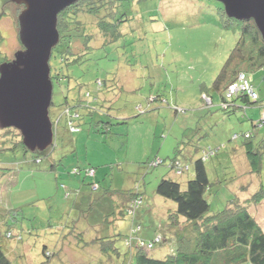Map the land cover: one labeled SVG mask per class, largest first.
I'll list each match as a JSON object with an SVG mask.
<instances>
[{
  "label": "rangeland",
  "instance_id": "374dc122",
  "mask_svg": "<svg viewBox=\"0 0 264 264\" xmlns=\"http://www.w3.org/2000/svg\"><path fill=\"white\" fill-rule=\"evenodd\" d=\"M116 3V16L125 14L117 29L106 36L96 19L84 14L82 26L69 21L71 38L53 50V152L38 164L36 152L0 149V238L13 264H137L120 235L115 236L120 257L101 255L92 243L115 230L127 234L134 223L143 227L138 242L157 235L162 243L166 239L154 249L144 247L149 255H171L182 225H169L175 203L158 195L157 186L169 174L184 187L194 175L187 158L199 157L207 147L222 148L206 163L209 214L245 207L264 231V201H251L264 188V153L253 172L243 136L254 131L255 148L264 151V128L252 124L260 120V109L245 111L237 102L234 112L226 113L219 107L221 93L213 89L239 40L238 31L226 27L232 22L224 6L217 0ZM22 9L0 0V64L23 48ZM248 75L264 105V67ZM208 95L213 106H207ZM68 108L79 114L76 133L65 118L58 120ZM234 134L241 136L232 139ZM176 158L190 166L180 177L169 173ZM157 159L164 164L153 166ZM75 168L82 174L74 175ZM88 168H95L94 179ZM91 183L99 190L93 192ZM63 186L72 191L71 199ZM137 190L144 203L136 218L113 215ZM9 232L21 239L7 238Z\"/></svg>",
  "mask_w": 264,
  "mask_h": 264
},
{
  "label": "trees",
  "instance_id": "16d2710c",
  "mask_svg": "<svg viewBox=\"0 0 264 264\" xmlns=\"http://www.w3.org/2000/svg\"><path fill=\"white\" fill-rule=\"evenodd\" d=\"M116 1L119 0H81L64 10L58 17V30L60 33V43L58 47L69 37L67 34H69L71 30V22H74L72 24H77L78 27L82 26L80 16L84 14H88L95 18L96 25L99 27L98 30L100 29L106 36L110 28L115 27L117 29L119 19L125 17V14H121L120 17L116 16ZM127 1L133 2L134 0ZM99 15L102 18L98 20L97 17H99ZM107 17L113 19L112 21L114 23H106L104 20ZM228 19L232 23L227 22L226 27L237 30L239 33V40L216 78L213 89L221 93V103L219 107L226 113H232L236 106H238L237 102H243L244 106L241 107L244 108V110L256 107L259 103V94L249 79L248 74L255 73L258 69L264 67V41L254 21H237L229 17ZM69 43L70 41L66 42V49H69ZM241 73L245 76L247 75L246 78L258 95L257 99H253L245 94H238L232 97L227 96L228 87L232 83L234 84L238 81V75ZM202 92H205V90ZM208 96L211 99V96ZM213 105L214 102L212 101V104L207 106ZM69 115H73L72 118H70ZM69 115L64 112L62 115L60 113L58 120L60 119L61 121L62 118H65L70 132L76 133L77 128L74 122L79 118V114L78 112L72 111ZM262 119H264V112L261 114L259 121H252L253 127L264 128V126L261 125ZM55 124L56 121H53L54 130L57 125ZM2 130L3 132L0 133L1 150H16L20 146L24 152H30L24 145L22 136L19 132L15 129ZM257 130L259 129H256V131ZM254 135V131L243 135L245 138L244 147L252 171L258 172L264 151L255 148V144L252 140ZM240 136L239 134H234L232 139H238ZM220 149L222 148L207 147L201 150L199 157H186L188 160H191L193 164L194 175L192 179L186 182L184 187L171 178L169 174L167 177H164L157 186L156 192L158 195L175 203V208L169 211V225L174 227H180V225H182L180 230L176 231L173 236V241L178 244V247L172 250L171 255L169 254L163 259L155 258L151 254L149 255V252H147L144 247L154 249L162 245L166 239L164 238L163 240L165 241L162 243V236L157 235L152 239H143L142 241L140 240L141 242H138L137 238L141 237L140 233L143 227L135 223L130 230H128L127 234L123 235L121 231L115 230L109 237L99 236L93 239L92 243L99 247L100 254L109 256L115 254L120 257V250L115 243V236L120 235L124 238V244L133 259L132 263L135 261L137 264H264V231L245 207L239 206L236 210L225 209L214 215L209 214L211 206L208 195L211 191V182L208 177L206 163L210 161L214 155L218 154ZM52 152L53 148L44 152H36V163L39 164L41 162L40 157H47ZM158 161L159 159L155 160L153 166H157L155 163ZM160 161L161 164L159 165L164 164V161ZM189 171V164L183 165L178 158H176L170 165L169 173H173L180 177ZM73 174L81 175L82 170L75 168ZM86 174L89 178L94 179L96 177L95 168L86 169ZM90 185L93 192L99 190V186L96 183H91ZM63 187L65 190L67 189L65 186ZM259 192V194L254 195L251 199L255 204H260L264 201L263 186H261ZM71 195L72 191L66 190L65 196L68 200L71 199ZM143 203L144 197L139 190H137L136 193L128 197L127 202L113 215L117 214L119 219H124L125 217L135 219ZM129 211H132V213H129ZM97 235H99L98 232ZM6 237L9 239L13 237L21 239V236L14 235L12 232H9ZM5 242L4 237L0 238V264H13L4 251ZM135 244L137 246L136 248L134 247ZM46 249L47 248L44 246V252L49 255Z\"/></svg>",
  "mask_w": 264,
  "mask_h": 264
},
{
  "label": "water",
  "instance_id": "95a60500",
  "mask_svg": "<svg viewBox=\"0 0 264 264\" xmlns=\"http://www.w3.org/2000/svg\"><path fill=\"white\" fill-rule=\"evenodd\" d=\"M8 1L23 7L18 16L23 48L0 64V128L19 131L30 151L44 152L54 144L50 60L60 43L58 17L80 0ZM217 1L229 18L254 21L264 41V0Z\"/></svg>",
  "mask_w": 264,
  "mask_h": 264
},
{
  "label": "built area",
  "instance_id": "2783aa9c",
  "mask_svg": "<svg viewBox=\"0 0 264 264\" xmlns=\"http://www.w3.org/2000/svg\"><path fill=\"white\" fill-rule=\"evenodd\" d=\"M238 94H245L247 96L252 97L253 99H257V96H258L255 93L253 86L251 85V83L249 82V80L246 78L244 74H241L240 77L238 78V81L232 84V86L227 91L228 97H232ZM261 123H262L261 125H264V119H262ZM159 164H161L160 160L157 163H155V165H159ZM129 213H132V211H129Z\"/></svg>",
  "mask_w": 264,
  "mask_h": 264
},
{
  "label": "crops",
  "instance_id": "0c3cea01",
  "mask_svg": "<svg viewBox=\"0 0 264 264\" xmlns=\"http://www.w3.org/2000/svg\"><path fill=\"white\" fill-rule=\"evenodd\" d=\"M212 98V97H211ZM213 102H214V100H213V98L211 99ZM256 107H258V109H260V116H261V114L264 112V110H263V107H264V105L261 103V104H259L258 106H256ZM238 108H241L242 110H244V108H242V107H238ZM253 108H255V107H253ZM236 109V108H235ZM246 111V110H245ZM247 113V112H246ZM260 116H259V118H260Z\"/></svg>",
  "mask_w": 264,
  "mask_h": 264
},
{
  "label": "flooded vegetation",
  "instance_id": "af4514ba",
  "mask_svg": "<svg viewBox=\"0 0 264 264\" xmlns=\"http://www.w3.org/2000/svg\"><path fill=\"white\" fill-rule=\"evenodd\" d=\"M19 38H20V36H19ZM7 61H8V60H7ZM5 62H6V61H5ZM2 63H3V62H2ZM71 112H72V111H71V110L68 108V109H66V110H65V112H64V113H66V114H68V115H69V114H71ZM61 115H62V114H61ZM72 116H73V115H72ZM72 116H71V115H69V117H70V118H72Z\"/></svg>",
  "mask_w": 264,
  "mask_h": 264
}]
</instances>
